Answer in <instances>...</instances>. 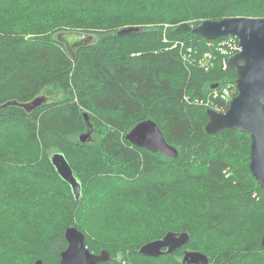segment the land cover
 <instances>
[{
    "label": "trees",
    "instance_id": "16d2710c",
    "mask_svg": "<svg viewBox=\"0 0 264 264\" xmlns=\"http://www.w3.org/2000/svg\"><path fill=\"white\" fill-rule=\"evenodd\" d=\"M236 16L264 17V0H0V264H59L71 225L91 251L111 253L101 264H183L187 249L209 264H264L251 134L206 130L208 110L229 106L224 90L237 94L228 61L238 38L178 27ZM125 26L141 30L119 35ZM63 30L95 40L71 56L56 38ZM40 96L32 111L6 105ZM149 118L178 157L126 139ZM55 151L81 182L80 199ZM169 231L190 240L170 255L139 252Z\"/></svg>",
    "mask_w": 264,
    "mask_h": 264
},
{
    "label": "water",
    "instance_id": "95a60500",
    "mask_svg": "<svg viewBox=\"0 0 264 264\" xmlns=\"http://www.w3.org/2000/svg\"><path fill=\"white\" fill-rule=\"evenodd\" d=\"M181 30L193 31L204 38L214 40L225 36L238 38L239 50L229 59L228 64L237 70V94L229 100L225 111L210 108L209 122L206 130L216 134L225 128L241 129L251 134L250 169L252 174L264 188V17H225L221 19H206L196 25L183 22ZM139 26H125L119 29L118 34L124 35L138 32ZM57 40L64 44L71 56H75L78 48L91 44L95 35L80 30H63L56 34ZM40 96L33 101L19 103L7 102L6 105H20L32 111L45 101ZM89 119L88 112L84 113ZM91 132L80 135L81 141H88ZM126 139L133 145L146 148L154 153L162 152L169 157L176 158L178 149L170 144L156 121L145 119L138 122L127 134ZM51 162L58 174L72 187L76 199L82 195V184L62 151H55L50 156ZM67 247L60 254L59 264H101L112 259L111 253L103 249L99 253L91 251L87 245L86 235L76 225L65 230ZM190 235L185 231H169L162 238L148 241L143 244L139 252L150 257L170 255L177 249L185 246ZM264 246V233L262 236ZM183 264H209L207 254L198 250H185ZM35 264H43L37 259Z\"/></svg>",
    "mask_w": 264,
    "mask_h": 264
},
{
    "label": "built area",
    "instance_id": "2783aa9c",
    "mask_svg": "<svg viewBox=\"0 0 264 264\" xmlns=\"http://www.w3.org/2000/svg\"><path fill=\"white\" fill-rule=\"evenodd\" d=\"M237 40H238V39H237ZM238 43H239V42H238ZM238 43H237V46H236L237 51L239 50V45H238ZM237 51H236V52H237ZM236 52H235V53H236ZM235 53H234V54H235ZM201 63H204L203 60L201 61ZM222 96H223L224 98H227V99L230 100V98L232 97V96H231V91H229V89H225V90H224V93L222 94Z\"/></svg>",
    "mask_w": 264,
    "mask_h": 264
},
{
    "label": "rangeland",
    "instance_id": "374dc122",
    "mask_svg": "<svg viewBox=\"0 0 264 264\" xmlns=\"http://www.w3.org/2000/svg\"><path fill=\"white\" fill-rule=\"evenodd\" d=\"M246 17H247V16H246ZM90 132H91V134H92V131H90ZM90 139H92V136H90L88 140H90ZM94 140H97V139H94Z\"/></svg>",
    "mask_w": 264,
    "mask_h": 264
}]
</instances>
